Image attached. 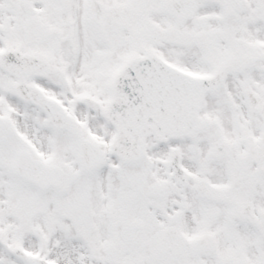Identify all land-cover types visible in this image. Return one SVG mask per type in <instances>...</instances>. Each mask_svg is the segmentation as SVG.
<instances>
[{"label":"snow or ice","instance_id":"obj_1","mask_svg":"<svg viewBox=\"0 0 264 264\" xmlns=\"http://www.w3.org/2000/svg\"><path fill=\"white\" fill-rule=\"evenodd\" d=\"M0 264H264V0H0Z\"/></svg>","mask_w":264,"mask_h":264}]
</instances>
